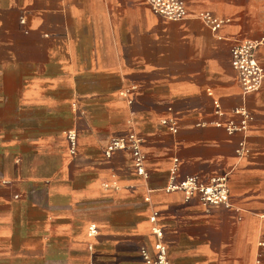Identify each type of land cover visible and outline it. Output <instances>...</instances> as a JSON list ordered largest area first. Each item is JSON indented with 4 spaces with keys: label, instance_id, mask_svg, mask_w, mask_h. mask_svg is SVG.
I'll list each match as a JSON object with an SVG mask.
<instances>
[{
    "label": "crops",
    "instance_id": "0c3cea01",
    "mask_svg": "<svg viewBox=\"0 0 264 264\" xmlns=\"http://www.w3.org/2000/svg\"><path fill=\"white\" fill-rule=\"evenodd\" d=\"M183 2L171 21L145 0H0V264H141L156 225L172 264H264V84L243 94L230 54L264 37V0ZM128 133L146 177L105 156ZM222 175L226 205L168 190Z\"/></svg>",
    "mask_w": 264,
    "mask_h": 264
},
{
    "label": "built area",
    "instance_id": "2783aa9c",
    "mask_svg": "<svg viewBox=\"0 0 264 264\" xmlns=\"http://www.w3.org/2000/svg\"><path fill=\"white\" fill-rule=\"evenodd\" d=\"M151 10L163 18L171 21L186 19L188 12L183 0H145ZM204 25L211 31H216L224 21L209 11H202L196 15ZM264 43V37L259 39L235 40L231 46V66L237 74L243 94H248L258 90L264 84V66L257 58V49ZM218 108V105H215ZM243 115V126L245 119H249V114L243 109L238 110ZM171 130L176 131L172 125ZM230 130L235 129L234 125L227 127ZM238 128V127H237ZM244 128V127H241ZM69 142L70 151L73 153L76 146V134L74 131L66 133ZM128 149L132 154L133 167L139 176L146 177L145 156L141 149V139L136 133L112 138L106 148L105 156L109 157L116 150ZM245 151L243 143H240L237 153L241 155ZM168 190H181L186 199L193 195H198L200 200L206 204L219 205L228 204V186L226 175L213 177L208 183H201L195 176L185 177L183 180L169 185ZM157 213L153 211L149 220L156 222ZM90 232H95V227H90ZM152 234L155 236L153 252L147 248L140 250L142 258L141 264H172L167 257V248L162 241V229L159 226H153Z\"/></svg>",
    "mask_w": 264,
    "mask_h": 264
}]
</instances>
